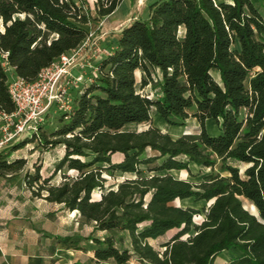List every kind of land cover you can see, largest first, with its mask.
Instances as JSON below:
<instances>
[{"label": "trees", "instance_id": "trees-1", "mask_svg": "<svg viewBox=\"0 0 264 264\" xmlns=\"http://www.w3.org/2000/svg\"><path fill=\"white\" fill-rule=\"evenodd\" d=\"M123 1L96 0L98 18ZM92 20L75 0H0V112L16 111L8 68L34 82L84 44ZM148 86L155 97L139 92ZM154 109L170 126L194 117L201 131L174 139L152 126ZM208 120L221 135L209 134ZM29 143L64 149L54 174L43 182L38 169L29 185L43 182L38 196L106 234L86 238L98 246L94 264H215L232 250L228 264H264V17L253 0H159L148 19L123 29L74 111L14 150ZM10 157L0 154L1 176L26 165ZM192 166L202 182L169 174ZM65 169L63 183L50 185ZM118 174L127 179L110 188ZM185 200L209 207L173 205Z\"/></svg>", "mask_w": 264, "mask_h": 264}, {"label": "rangeland", "instance_id": "rangeland-1", "mask_svg": "<svg viewBox=\"0 0 264 264\" xmlns=\"http://www.w3.org/2000/svg\"><path fill=\"white\" fill-rule=\"evenodd\" d=\"M78 5L84 6L92 15V21L85 28L89 36L81 47L79 59L84 58V62L88 61L89 65L99 67L103 60L98 62V57L102 54L103 59L109 57L115 52L118 46L120 35L123 29L129 27L138 20H146L150 16V7L159 0H124L117 11L107 18L100 19L96 13V0H75ZM258 8L264 9V0H253ZM1 26V25H0ZM101 51V52H98ZM77 71H75L76 73ZM84 73L93 81L98 77L96 70L87 67ZM12 73H9L11 77ZM139 80L142 73L138 74ZM139 92L145 96L155 97V91L151 86L146 89L139 87ZM72 94L76 98L79 93L73 91ZM63 116L57 108L49 115L48 123L43 127L44 131L51 134L52 131L59 126V122ZM152 126L160 129L163 133L171 135L174 139H179L183 135L199 133L201 125L194 117H190L184 126L175 127L168 125L163 118L154 109L152 112ZM7 124L0 120V140L3 137V130ZM131 131L142 132L148 129V126L128 127ZM206 129L212 136L221 135L217 123L213 120L206 121ZM11 145L5 150V154L11 153L10 161L24 159L25 167L17 173L1 176L0 175V230L10 231L12 236H24L28 242V253L32 255L28 259V264H94L95 250L98 247L93 242L86 240L92 233L96 237L103 239L106 234L102 232H94L93 225L84 222L78 213L66 212L60 205H52L44 199L45 192H41L44 196H38L40 187L45 179L51 177L58 163L64 156V149L57 147L46 150L38 146L37 143H29L28 145L14 150L18 143ZM118 160L119 158H115ZM40 169L43 182L38 183L31 188L30 179ZM210 172V171H208ZM68 170L59 173L50 185L59 186L64 181V174ZM153 173L148 171L147 176ZM169 174L174 175L177 179L189 181L192 183H200L203 176H198L199 169L192 166V172L173 171ZM69 175H75L69 172ZM126 176L118 174L117 177L111 178L109 181L110 188H116L119 183L124 182ZM101 192L95 194V198L100 197ZM173 205L182 208H194L205 211L209 205L205 202L196 203L194 200L177 201ZM250 207V208H249ZM247 208L253 213L251 206L247 204ZM205 218V213L197 217L198 224ZM11 221H13L11 223ZM17 221H20L21 227ZM9 222V223H8ZM23 223V225H22ZM12 226L8 229L9 226ZM24 228L22 229V227ZM177 231L170 232L166 238L159 242L151 241L152 245L159 248V245L173 237ZM120 234L118 237H121ZM71 239L69 243H63L61 240ZM41 240V242H39ZM35 242L37 245L35 246ZM239 253L235 250L226 252L217 261L216 264H222L224 261L236 257ZM112 264V263H111Z\"/></svg>", "mask_w": 264, "mask_h": 264}, {"label": "built area", "instance_id": "built-area-1", "mask_svg": "<svg viewBox=\"0 0 264 264\" xmlns=\"http://www.w3.org/2000/svg\"><path fill=\"white\" fill-rule=\"evenodd\" d=\"M81 51L78 48L63 55L50 67L42 69L38 78L31 83L8 68L14 74L10 77L9 94L16 111L12 114L0 112V120L7 124L0 140V154L20 140L38 137L55 108L63 115L74 111L75 96L72 92L81 93L94 82L84 70L90 67L99 74V67L89 65L88 61H83L84 58L79 59ZM8 55L6 52L2 54L5 61ZM100 60H103L102 54L98 57V62Z\"/></svg>", "mask_w": 264, "mask_h": 264}, {"label": "crops", "instance_id": "crops-1", "mask_svg": "<svg viewBox=\"0 0 264 264\" xmlns=\"http://www.w3.org/2000/svg\"><path fill=\"white\" fill-rule=\"evenodd\" d=\"M258 9L261 15L264 17V9L263 8H258ZM12 222L13 221H11V223ZM17 222L20 228L21 222L20 221ZM11 227L12 226L10 225L8 229ZM23 228L24 226L22 227V229ZM12 235L10 231L5 232L3 230H0V264H28V259H31L32 255L28 253V247H27L28 242L26 238L24 236L14 237ZM39 242H41V240ZM36 245L37 243L35 242V246ZM225 253L226 252H224L223 254ZM218 259L216 260V263ZM232 259H230L229 261H224V263L222 264H228Z\"/></svg>", "mask_w": 264, "mask_h": 264}, {"label": "bare ground", "instance_id": "bare-ground-1", "mask_svg": "<svg viewBox=\"0 0 264 264\" xmlns=\"http://www.w3.org/2000/svg\"><path fill=\"white\" fill-rule=\"evenodd\" d=\"M250 208V207H249ZM251 208L253 209V211H256L255 207L251 206Z\"/></svg>", "mask_w": 264, "mask_h": 264}]
</instances>
